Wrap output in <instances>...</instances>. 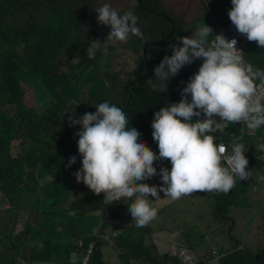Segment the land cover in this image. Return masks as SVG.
Returning <instances> with one entry per match:
<instances>
[{
    "label": "trees",
    "instance_id": "trees-1",
    "mask_svg": "<svg viewBox=\"0 0 264 264\" xmlns=\"http://www.w3.org/2000/svg\"><path fill=\"white\" fill-rule=\"evenodd\" d=\"M205 1L213 16L229 19L227 13L231 9V0ZM153 4L151 0L144 1L149 9L159 12ZM144 10L143 5L131 9L138 16V23L144 22V15H149V11ZM205 11L208 12L207 8ZM33 12L38 14H30ZM211 14L208 12L206 17ZM91 16L93 9L83 0H0V98L14 107L8 117L5 111L0 110V264H59L66 256L67 264H74L72 257L75 256L81 264L86 248L81 249L80 243L88 246L98 241L94 233L101 218L93 213H105L108 208L104 205L109 202L103 200L104 192L90 196L79 185L75 191L74 173L79 166L67 167L68 155L63 151L65 141L73 145V133L79 131L70 126V120L83 112L94 113V107L104 101L118 104L129 114L130 123L141 129L138 138L158 154L157 143L151 135L153 114L180 101V90L184 87L182 81L189 80L202 63V59H197L184 66L167 82L165 91L159 92L154 87L159 80L154 72L157 62H153L171 54L169 45L183 34L180 24L171 41L150 49L147 57L142 55L143 42L136 39L129 50L140 55L138 68L120 77L110 70L114 53L107 51L104 55L100 51L97 60L86 56L87 48L81 39L84 20ZM157 18L160 27L157 36L149 42L152 44H157L171 31V25L165 19ZM61 21H69V49L60 46L67 49L64 51L69 56V68L81 70L76 79L69 74L54 76L52 62L56 48L60 47L54 43L59 42L60 28L49 26ZM156 23L149 22L151 27ZM153 34L155 31L151 28L150 36ZM147 37L145 33L143 38ZM21 45L26 53L19 55ZM247 46L250 50L245 62L254 70L264 71V48H259L255 41L247 42ZM91 65H98L93 72L89 69ZM20 68L23 71L21 78L15 73ZM72 99H75L73 104ZM211 135L229 150L233 142L242 143L246 149L245 157L251 158L264 139V126L253 135L245 125L234 123L227 132L216 130ZM74 140L77 141L78 137L74 136ZM261 158L260 151L251 158L255 175L249 183H236L228 193L206 192L213 200L209 212L212 223L230 236L231 246H217L221 255L217 258L209 246L187 236L180 247L194 252L199 264H264V245L259 251L255 246L258 237L248 240L252 248L232 233L237 227L232 217L233 208L245 207L256 197L264 198V193L257 196L258 189L262 188L257 180L264 177ZM154 166L160 169L171 167V164L165 159L154 161ZM121 201L122 196L112 200L114 205L121 204ZM251 207L255 209V206ZM21 215L24 223L19 231ZM230 223L232 228L227 230ZM104 225L107 228L109 223L106 221ZM124 233L122 238L113 239L114 247L121 250V264H183L172 254L160 255L157 252L152 240L153 229L136 226L127 228ZM103 249V244L98 243L91 264H104ZM203 253L209 254V261L202 259Z\"/></svg>",
    "mask_w": 264,
    "mask_h": 264
},
{
    "label": "clouds",
    "instance_id": "clouds-1",
    "mask_svg": "<svg viewBox=\"0 0 264 264\" xmlns=\"http://www.w3.org/2000/svg\"><path fill=\"white\" fill-rule=\"evenodd\" d=\"M113 1L83 0L93 9V16L84 20L81 43L87 48L86 56L90 60L100 58V51L104 55H107V51L114 53L110 70L123 77L126 72H131L126 71L127 61L136 64V69L138 68L140 55L129 50L133 42L136 39L143 42L142 55L147 57L148 51L155 48L149 42L157 35L160 25L156 14L176 11L175 8L181 2L151 0L153 6L159 10L156 12L144 5L146 0H125L123 6H117ZM201 1L211 14L206 1ZM138 5H143L144 9L149 11V15H144V22L141 23H138V16L131 11ZM164 5L168 6L167 10L158 8ZM196 8L199 6L190 10L193 15L197 14L191 23L186 22V10L183 14L176 12L183 27V34L175 43L169 45L170 55L165 54L161 60L153 62H157L154 72L159 80L154 87L163 92L167 82L184 66L202 59L198 71L189 77V80L182 81L184 87L180 90V101L166 105L153 114L151 135L157 143L158 154L146 146L143 139L138 138L141 129L130 123L129 114L118 104L104 101L94 107V113L83 112L76 119L70 120V126H75L79 131L73 133V145L65 141L63 151L68 155L67 167L70 168L74 164L79 166V170L74 173L75 191L79 185L90 196L104 192L103 200L109 202L104 205L108 208L105 213H93L101 218V223L94 233L98 241H93L88 246L80 243L81 249L86 248L81 264H91L98 243L103 244L104 253L113 251L120 256L121 250L114 247L113 239H116L117 234L113 225L127 223L139 228L144 226L145 229H153L154 242L155 230L146 225L157 216L158 210L153 205L157 206L156 201L160 199L158 193L162 192L173 200L196 191L228 193L236 183H249L254 177L255 168L251 158L259 151L264 161V139L250 158L245 157L246 149L242 143L233 142L229 150L228 146L222 142L217 143L216 137L211 135L216 130L219 133L227 132L228 127L234 123L245 125L253 135L264 126V91L260 88V85L264 84V71L254 70L251 64L245 62V56L250 50L247 42L255 41L259 48H264V0H231V9L227 13L230 21L211 14L208 17L211 27L207 22H203V16L208 12L204 9L200 13ZM30 14L36 15L38 12ZM150 21L157 22V28L151 27ZM226 21L228 22L224 23ZM196 22V30L186 35L188 26ZM52 26L60 28L59 42L54 45H64L69 49V21L53 22L49 27ZM151 28L155 31L152 36ZM176 31L177 25L171 30V38L162 39L161 44L164 46L169 43ZM145 33L148 35L146 39L143 38ZM67 49L62 46L56 48L57 53L52 62L54 76L65 77L69 74L76 79L81 70L69 68V56L64 51ZM18 53H26L22 45ZM125 55H128L126 60ZM120 60H124L122 64L119 63ZM97 66L91 65L90 72ZM15 73L21 78L23 71L20 68L16 69ZM73 103L75 99H72L71 104ZM80 104L83 110L81 101ZM13 109L14 107L8 106V103L0 98V110L5 111L7 117L11 116L10 111ZM193 117L198 119L193 120ZM74 136L78 137L77 141ZM165 159L171 164V167H168L170 170L161 167L158 173L154 161ZM157 175L163 186H149L143 183ZM262 179L264 177L257 182L264 183ZM121 196V204L114 205L112 200H118ZM106 221L109 223L107 228L104 225ZM23 223L24 217L21 215L20 231ZM256 227L255 224L254 229ZM230 246L231 244L223 248ZM183 251L194 255V264H199V258L194 252L180 246L178 250L167 254H172L183 264H191L181 258ZM213 254L217 258L221 256L218 250L213 251ZM73 258L74 261L77 260V256ZM105 261L106 255L104 264ZM59 264L67 262L60 260Z\"/></svg>",
    "mask_w": 264,
    "mask_h": 264
},
{
    "label": "rangeland",
    "instance_id": "rangeland-1",
    "mask_svg": "<svg viewBox=\"0 0 264 264\" xmlns=\"http://www.w3.org/2000/svg\"><path fill=\"white\" fill-rule=\"evenodd\" d=\"M163 1H168L169 3H179L177 0ZM189 1L191 0L182 1L175 9L178 14L187 12L186 22L191 23L192 19L197 14L193 15L190 12V10L195 7V5H192V1L191 3ZM113 2L117 6H123L125 4V0H114ZM203 18L205 19L203 22H207L211 27L210 19L205 15ZM196 25L197 22L192 26H188V32L186 35L192 34L196 30ZM154 27L157 28V23L154 25ZM91 35L94 36L92 33ZM107 45L112 46V44ZM126 58L127 55L124 56V60H126ZM123 61L120 60L119 63L122 64ZM134 69H136V64H132L130 61H127L126 71H132ZM168 169L170 170V168ZM159 170L160 169H157L158 173ZM143 183H147L149 186H163L159 175L154 176L149 180L143 181ZM257 183L262 187L258 189L257 196H263L264 183L261 181H258ZM158 195L160 199L156 201L157 206L153 205L158 210L157 216L146 226H150L155 230L154 242L156 245V250L160 255L178 250L181 242L186 241L187 236L189 238H195L197 242L209 246L208 248H210V251H217V246L228 247L230 245V236L222 233L220 227L212 223V218L209 212L213 200L211 201L209 195H207L206 192L196 191L188 196H182L176 200L167 198L162 192L158 193ZM130 202L131 201H129V203ZM251 202L252 203L249 204L250 206L247 205L245 207L242 206L233 208L232 217L238 227L235 228L232 233L240 241H244L250 247H252V245L248 242V240H254L258 237L259 241L255 243V246L259 251L264 245V216L261 217L262 213L264 212V201H260V198L256 197L251 199ZM251 206H255V213ZM255 224L257 225L256 229H254ZM231 228L232 223H230V225L227 227V230H230ZM105 255V264H121L120 258L115 252H105ZM201 256L203 260L209 261V254L203 253ZM74 259L75 258H73V263L77 264L78 257L77 260L74 261ZM62 260H67V256Z\"/></svg>",
    "mask_w": 264,
    "mask_h": 264
},
{
    "label": "bare ground",
    "instance_id": "bare-ground-1",
    "mask_svg": "<svg viewBox=\"0 0 264 264\" xmlns=\"http://www.w3.org/2000/svg\"><path fill=\"white\" fill-rule=\"evenodd\" d=\"M158 8H161L162 10H167L168 9V6L167 5H164V6H160V7H158ZM177 11H173V12H170V13H160L159 15H158V17L160 18V19H165V18H168V19H165L170 25H171V30H174L175 29V25H179L180 24V21H179V19H178V17H177V13H176ZM160 21V20H159ZM159 27H160V25H159ZM159 27H158V30H159ZM157 34V33H156ZM171 35H172V33H171V31H170V33L165 37V38H171ZM157 35H155V37H156ZM154 37V38H155ZM164 39V38H163ZM161 41H162V39H161ZM161 41H158L157 42V44H152L154 47L156 46V47H160V46H163L162 44H161ZM155 47V48H156ZM127 57H128V55H127ZM113 226H115V228H116V231H115V233L117 234L116 235V239H118L119 237H123L124 235H125V233L124 232H126V229L127 228H133V227H136V226H133V225H130V224H127V223H121V224H118V225H113ZM111 234H114V232H111Z\"/></svg>",
    "mask_w": 264,
    "mask_h": 264
},
{
    "label": "built area",
    "instance_id": "built-area-1",
    "mask_svg": "<svg viewBox=\"0 0 264 264\" xmlns=\"http://www.w3.org/2000/svg\"><path fill=\"white\" fill-rule=\"evenodd\" d=\"M260 88L262 91H264V84L260 85ZM180 256L181 258H184L185 261H188L191 264L195 263V256L187 251H183Z\"/></svg>",
    "mask_w": 264,
    "mask_h": 264
},
{
    "label": "crops",
    "instance_id": "crops-1",
    "mask_svg": "<svg viewBox=\"0 0 264 264\" xmlns=\"http://www.w3.org/2000/svg\"><path fill=\"white\" fill-rule=\"evenodd\" d=\"M179 1L182 2V1H185V0H179ZM191 1H192V4L195 5V7L199 6V8H196V10L197 11L200 10V13H202L203 10L205 9V6H204L203 2L201 0H191ZM187 7H188V5H187Z\"/></svg>",
    "mask_w": 264,
    "mask_h": 264
}]
</instances>
